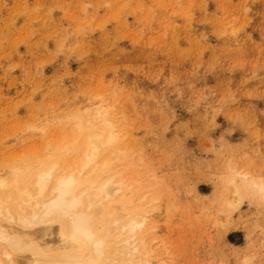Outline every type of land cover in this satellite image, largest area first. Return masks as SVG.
<instances>
[{
  "label": "rangeland",
  "instance_id": "374dc122",
  "mask_svg": "<svg viewBox=\"0 0 264 264\" xmlns=\"http://www.w3.org/2000/svg\"><path fill=\"white\" fill-rule=\"evenodd\" d=\"M90 102L116 105L161 193L152 260L264 264V198L238 176L227 204L237 170L264 179V0H0V175L53 153ZM12 227L68 242L59 223Z\"/></svg>",
  "mask_w": 264,
  "mask_h": 264
},
{
  "label": "bare ground",
  "instance_id": "6f19581e",
  "mask_svg": "<svg viewBox=\"0 0 264 264\" xmlns=\"http://www.w3.org/2000/svg\"><path fill=\"white\" fill-rule=\"evenodd\" d=\"M100 103L78 111L72 132L53 153L36 157L26 168L6 163L8 175H0V264H168L150 258L154 251L147 240L148 232L160 227L155 220L164 211L161 193L152 186L144 189L142 159L121 147L126 133L116 105ZM238 176L264 198V179L237 170L227 199L234 210L244 199ZM54 223L65 230L64 247L43 246L12 227ZM251 257L246 255L245 262Z\"/></svg>",
  "mask_w": 264,
  "mask_h": 264
}]
</instances>
